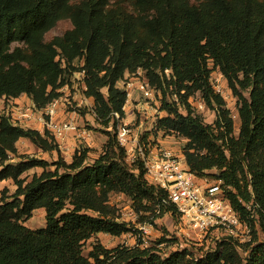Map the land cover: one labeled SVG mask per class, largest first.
<instances>
[{
    "label": "trees",
    "instance_id": "trees-1",
    "mask_svg": "<svg viewBox=\"0 0 264 264\" xmlns=\"http://www.w3.org/2000/svg\"><path fill=\"white\" fill-rule=\"evenodd\" d=\"M131 1L135 14L109 0H0V97L23 94L41 109L61 95L69 76L83 71L84 93L93 99L105 137L90 162L87 148L66 162L50 132L0 116V182L15 186L8 195L0 189V264H264V0ZM63 18L72 28L45 41ZM210 62L237 98V134L210 82ZM138 69L161 94L165 112L140 138L160 131L185 139L188 170L221 181L233 211L249 226V241L224 237L199 256L187 249L163 255L156 247H140V240L110 249L94 243L83 254L96 234L132 232L117 220L111 193L125 195L141 223L154 224L165 213L180 216L173 203H164L167 192L148 183L143 162H126L116 138L126 103V90L116 84ZM194 94L215 113L213 123L193 112ZM20 139L56 151V160L18 155ZM11 155L18 161L10 162ZM32 168L41 171L29 180L22 176ZM39 208L45 226L28 228L22 222Z\"/></svg>",
    "mask_w": 264,
    "mask_h": 264
},
{
    "label": "rangeland",
    "instance_id": "rangeland-1",
    "mask_svg": "<svg viewBox=\"0 0 264 264\" xmlns=\"http://www.w3.org/2000/svg\"><path fill=\"white\" fill-rule=\"evenodd\" d=\"M84 0H71V3L79 4ZM120 3L128 12L135 14L136 11L133 7L131 0H109V4ZM72 28V23L70 19L63 18L56 22V24L45 33L44 40L49 41L56 36H61L65 31ZM14 45L23 46L22 44L15 43ZM80 61L75 62L77 67L80 66ZM212 67L210 74V82L213 89L218 92L224 99L227 108L231 112V116L234 122V131L237 134L239 129V117H238V103L237 98L233 95L231 89L228 87L227 81L222 76L218 68H214L212 63H209ZM131 73H125L122 80H119L116 84L117 87L125 89L124 82L126 77ZM85 85L83 81V76L78 72H74L71 76L67 78V82L64 86L59 89L61 95L57 98V110L61 115H73L75 121L78 122L77 128L85 131L88 134L89 140L82 139L79 137V142L75 145H70L69 149L63 146L61 139L56 141L59 148L60 155L64 158L66 162H70L75 151L82 148H87L88 157L87 161L90 162L94 156L99 154L101 145L100 138L103 133L100 129H103L100 124L97 123L96 117L93 111V99L85 95ZM105 92V89H103ZM22 95L18 96L16 104L22 103ZM129 99L126 101L124 110L127 113L124 118L125 122L130 126L133 132H139L140 136L144 133L152 130L153 125L157 122L160 116H164L165 112L160 110L161 107V94L155 93L151 99H146L141 96L140 92L136 88H131L129 90ZM244 95L248 97V93L244 92ZM25 98V97H24ZM27 100V98H25ZM169 100H176L175 96L167 98ZM92 100V101H91ZM28 102V100H27ZM199 94H194L191 99V104L193 112L199 114L205 123L211 124L215 119V113L205 107L200 105ZM34 106V104L31 102ZM9 102L3 96L0 97V116L5 115L8 112ZM35 107V106H34ZM45 108V107H44ZM41 108L39 110H42ZM36 109V108H35ZM181 110V109H180ZM150 111L152 112L150 116ZM184 112V111H182ZM8 116V115H7ZM46 116H43L45 119ZM152 118L154 122H152ZM58 119V116L56 117ZM59 120V119H58ZM64 120H69L64 119ZM123 122V120H122ZM120 124V122H119ZM111 129L110 127L108 128ZM44 131V130H43ZM43 133V132H42ZM151 133H155L152 131ZM144 143H150L153 146H162L171 150L176 155L182 154V147L185 144V139L176 135L175 133H169L162 135L159 131L157 136L150 134L144 138H141ZM17 154L18 155H28L36 158H42L49 162L56 160L58 154L56 151L44 152L32 144L28 139H20L17 143ZM67 151V152H66ZM136 160V159H135ZM134 160V161H135ZM18 156L11 155L10 162H17ZM133 160H129L126 157V162L128 164H133ZM53 169V168H51ZM41 169L32 168L22 176H26L29 180L34 173H39ZM209 174H214L215 170L208 172ZM209 176V175H208ZM210 180L211 177H209ZM0 189H6L7 195L13 193L15 186L11 180H4L0 182ZM109 202L116 208V214L118 215L117 220L120 222L127 223L128 226L133 227L132 232L122 234L119 237H114L109 234H96L89 240H87L83 246V254L87 255L94 243H100L107 249L114 248L118 245H125L129 247L136 246L139 243L140 247H156L160 250L163 255H167L172 251L187 249L192 252L195 256H199L205 251H208L215 246V242L220 240L217 233L208 232L207 234L200 233L191 229L189 226L184 224V221L179 217H173L170 213H165L162 216L154 218V224L148 222L141 223L139 221V215L134 211L131 206V201L123 194L111 193ZM149 214V213H147ZM151 219V217L149 218ZM25 226L31 229L41 228L45 226V213L42 208L36 209L32 212L29 219L22 222ZM165 240L159 243L160 240Z\"/></svg>",
    "mask_w": 264,
    "mask_h": 264
},
{
    "label": "built area",
    "instance_id": "built-area-1",
    "mask_svg": "<svg viewBox=\"0 0 264 264\" xmlns=\"http://www.w3.org/2000/svg\"><path fill=\"white\" fill-rule=\"evenodd\" d=\"M78 73L82 76L84 74L83 71ZM126 79L123 81L126 101L130 97L131 88H136L146 99H151L157 93L150 87L140 69L128 75ZM3 97L9 102L6 115L13 124L32 127L30 122L39 115L43 130L50 132L56 141L63 139L69 131L76 130L72 121L56 119L58 99L39 110L25 98L22 103L16 104L17 97ZM191 99L192 97L189 99L190 103ZM200 102L203 106L201 100ZM43 116L46 118L43 119ZM115 117L118 118V115L115 114ZM116 138L125 149L127 159H139L143 162L148 183L167 192V200H164V203L169 202L176 206L185 225L204 234L214 231L220 239L230 237L239 243L249 241V226L233 211L224 195L220 180L196 176L188 170L182 154L176 155L165 147L144 143L139 132H133L127 123L117 125Z\"/></svg>",
    "mask_w": 264,
    "mask_h": 264
},
{
    "label": "crops",
    "instance_id": "crops-1",
    "mask_svg": "<svg viewBox=\"0 0 264 264\" xmlns=\"http://www.w3.org/2000/svg\"><path fill=\"white\" fill-rule=\"evenodd\" d=\"M24 95H22V99H24ZM28 100V102L29 103H31V100L28 98L27 99ZM92 101V100H91ZM125 114L127 115V113L125 112ZM151 114H152V112L150 111V116H151ZM58 116V119L59 120H64V119H69L70 121H72L73 122V124L76 126V130L75 131H69L67 134H66V137H65V139L62 141V143H63V146H65V148H67V150L69 149V147H70V145L72 146V145H75L76 144V142H79L80 140H79V137H82V139H84L85 138V140H89V138H87V137H89V135L88 134H85V131L84 130H81L80 128H77V125H78V122H76L75 121V117L73 116V115H61V114H59L58 112L56 113V117ZM122 120H123V122H122ZM121 121H120V123H128V122H125V119H122ZM152 122H154V119L152 118ZM30 124H31V128H33V129H36V130H38L39 132H43V123H42V119L39 117V115L36 117V118H34L31 122H30ZM104 139H105V137L104 136H102L101 135V138H100V145L102 146V144H103V142H104ZM100 151H101V148H100ZM99 151V152H100ZM67 152V151H66ZM97 156V155H96ZM96 156H94V158L96 157ZM93 158V159H94ZM92 159V160H93Z\"/></svg>",
    "mask_w": 264,
    "mask_h": 264
}]
</instances>
